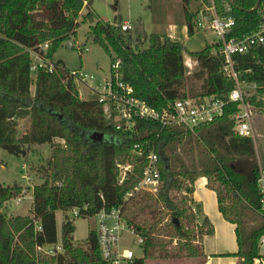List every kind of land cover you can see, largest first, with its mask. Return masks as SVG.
I'll return each instance as SVG.
<instances>
[{
	"label": "trees",
	"instance_id": "obj_1",
	"mask_svg": "<svg viewBox=\"0 0 264 264\" xmlns=\"http://www.w3.org/2000/svg\"><path fill=\"white\" fill-rule=\"evenodd\" d=\"M88 1L0 0V147L27 156L33 144L52 146L44 168L47 176L34 186L33 204L26 215L9 216L4 212L6 202L21 195L23 188L0 182V264H110L101 256L95 230L89 232L86 246L75 242V225L67 212L76 207L80 212L75 216L81 217H91L104 207L123 208L129 223L144 238L140 245L144 255L135 256L131 264H145L146 259L155 256H173L168 248L174 241L186 255L203 256L202 239L213 233L214 227L207 218L200 223V215L194 209V182L199 176L208 178V187L217 192L220 212L236 225L239 250L235 255L240 264H254L264 233V211L257 184L260 166L254 139L239 136L233 130L231 116L236 104L228 105L222 116L194 130L140 120V136L155 145L161 155L162 182L155 194L144 192L125 199L139 181L144 164H137L134 173L119 185L117 162L130 159L135 140H86L93 131L120 135L105 117L99 97L80 98L77 81L62 60H53L52 72L38 70L35 91L31 93L30 51H39L42 44L48 43V50L41 53L53 57L64 41L77 35L81 22L87 21L91 23L87 41L111 56L112 70L119 59L117 71L122 79L134 87L137 97L157 109L188 95L225 98L233 89V82L222 70L224 60L217 52L218 43L190 51L181 42L154 32L146 48H134L116 20L106 21L91 10L81 19ZM182 1L188 35L192 36L197 30L195 9L190 5L192 0ZM257 1L232 0L231 10L226 13L236 21L233 35L243 37L257 28L262 19L259 10L254 9ZM263 5L264 0L260 7ZM185 50L198 61L200 70L193 73L194 77L204 79L198 93L185 91ZM235 58L243 76L257 83L263 93L264 46ZM257 106L264 113L263 103ZM19 119H30L21 135ZM56 139L65 140L66 145L56 144ZM195 207L199 209L198 205ZM58 211L64 213L63 251L50 257L38 252L37 247L58 242ZM145 213L149 218H141ZM194 242L201 246L198 248Z\"/></svg>",
	"mask_w": 264,
	"mask_h": 264
},
{
	"label": "built area",
	"instance_id": "obj_2",
	"mask_svg": "<svg viewBox=\"0 0 264 264\" xmlns=\"http://www.w3.org/2000/svg\"><path fill=\"white\" fill-rule=\"evenodd\" d=\"M192 1L196 3L193 17L195 28L209 30L214 34V42L219 44L217 52L223 56L224 60L222 70L225 76L233 82L234 87L225 98L215 95H188L185 98H177L169 102L162 109H157L135 95L134 87L125 82L117 71L120 60L117 59L114 62V70L110 72L109 77L106 79L103 90L96 91L105 117L121 135L113 136V134H109L110 141L135 140L130 159L126 162H117L119 169L117 183L119 185L124 184L128 177L134 173L136 165L144 164L139 181L125 194V199L144 192L155 194L162 182L161 155L155 145H152L142 135L140 136V120H153L162 127L183 126L194 130L196 127L222 116L228 105L236 104L237 109L231 116L235 123L234 132L239 136L255 139V115L261 113L257 103H263L264 105V92L260 93L259 85L250 82L243 76V72L237 68L238 62L235 57L247 54L256 46H264V5L258 7L262 19L257 28L243 37H238L233 35L236 21L226 13L231 10V2L229 3L227 0ZM121 27L123 31H128L132 28V24L129 21H124L121 23ZM67 43L72 47L75 46L72 44L71 39ZM48 48L49 44L45 43L41 45L39 51H30L32 58L30 69L32 72L37 74L39 69H45L49 72L54 70L53 60L44 54ZM189 60H191L190 57L186 58L185 63L188 66L187 71L191 73L194 66H199V64L195 60V64L192 66ZM70 73L76 81L87 83L80 69L70 70ZM257 184L261 206L264 211V168L262 167L259 170ZM101 196L103 197V195ZM23 199V196H18L17 202L20 203ZM84 208L87 209V206H84ZM72 211L74 215H79L80 210L78 207L73 208ZM92 217L97 222L95 231L98 236L102 258L110 264H131L137 255L131 248L123 247L122 233L128 231L136 236L139 245L144 243V238L138 235L135 227L129 223L123 208L121 206L104 207ZM37 251L52 257L57 252H62L63 246L61 241H58L55 244L38 246ZM254 264H264V233L259 239V252L254 259Z\"/></svg>",
	"mask_w": 264,
	"mask_h": 264
},
{
	"label": "rangeland",
	"instance_id": "obj_3",
	"mask_svg": "<svg viewBox=\"0 0 264 264\" xmlns=\"http://www.w3.org/2000/svg\"><path fill=\"white\" fill-rule=\"evenodd\" d=\"M193 1L190 2L192 6ZM196 7V3L194 4ZM194 9V8H193ZM91 10L95 15L98 13L101 18L106 21H117L118 25L124 20L132 24V28L128 31H123L128 38V43L136 48H146L149 45V38L152 33H160L172 36L174 40L181 42L187 50L199 51L204 49L207 44L214 42V34L209 30H195L192 36L188 35L187 28L183 24L184 11L182 0H89L84 6L81 19ZM96 19H93V22ZM169 24L175 26L170 28ZM90 21L81 22L77 28V35L71 38L72 47L64 41L55 52L52 60H62L70 69H80V72L85 76L87 83L82 81L76 82V87L79 92V97L90 99L97 97V91H102L106 79L109 77L111 69V56L99 45L87 41V32L90 29ZM169 36V37H170ZM185 58H189L185 50ZM189 63L192 66L195 64V59L190 57ZM188 68V66H187ZM200 67L194 66L191 73L187 71L188 81L185 91L198 93L202 91L204 79L194 77L193 73L199 71ZM36 73L31 72L32 82L30 91L33 94L35 91ZM97 90V91H96ZM30 125V119H19V134H23ZM255 148L256 157L259 166L264 168V113L255 115ZM110 138L109 135H105ZM56 144L66 145L65 140L56 139ZM52 153V146L48 143L33 144L30 146L27 156L15 155L0 147V182L5 185L17 184L23 188L21 195L24 199L22 202H17V197L6 202L4 212L7 215H26L33 204V188L41 184L47 176L44 168ZM52 180V178H51ZM218 185V183H214ZM23 194V195H22ZM197 213L199 210L195 207ZM67 214L73 219L75 231L73 237L75 242L81 246L87 245L88 234L92 230H96L97 222L94 217L75 216L70 210ZM199 214V213H198ZM148 213H145L141 218H147ZM200 215V214H199ZM57 230L58 241H61L62 222L64 213L58 211ZM149 218V217H148ZM168 220L165 219L164 222ZM203 222V217L200 215V223ZM257 222V221H256ZM252 222V223H256ZM164 226V225H163ZM166 239V236L163 238ZM168 239V238H167ZM122 245L126 248H131L137 256H143V248L138 244V238L128 231L122 233ZM193 245L201 246L199 242H194ZM169 251L174 253L169 254L167 258H157V256L145 260V264H198L201 261L199 255L189 256L187 252L181 249V246L176 241L169 245ZM200 251V249H199Z\"/></svg>",
	"mask_w": 264,
	"mask_h": 264
},
{
	"label": "crops",
	"instance_id": "obj_4",
	"mask_svg": "<svg viewBox=\"0 0 264 264\" xmlns=\"http://www.w3.org/2000/svg\"><path fill=\"white\" fill-rule=\"evenodd\" d=\"M194 4L193 8H195ZM183 24L188 32L185 19ZM169 26L172 28L175 25L169 24ZM193 200L199 207L198 213L203 218L209 219L214 227L213 233L205 235L202 239L203 256L198 264H240L239 257L235 255L239 250L236 225L220 212L217 192L208 187L207 177L199 176L195 180Z\"/></svg>",
	"mask_w": 264,
	"mask_h": 264
},
{
	"label": "water",
	"instance_id": "obj_5",
	"mask_svg": "<svg viewBox=\"0 0 264 264\" xmlns=\"http://www.w3.org/2000/svg\"><path fill=\"white\" fill-rule=\"evenodd\" d=\"M262 1L263 0H258L256 6L254 7V9H258V7H259V5H260V3ZM230 2L233 4L232 0H230ZM59 116L62 117V114H59ZM86 140L88 142H92V143H100V142H103V141H107V142L110 141L111 137L107 138L105 136V134L103 132H101V131H93V132L87 134ZM165 165H166V168H168L167 159L165 161ZM175 222L178 223V220L175 219Z\"/></svg>",
	"mask_w": 264,
	"mask_h": 264
}]
</instances>
